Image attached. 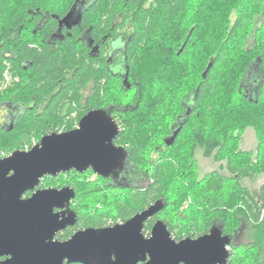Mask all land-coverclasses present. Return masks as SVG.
Here are the masks:
<instances>
[{"label":"trees","instance_id":"obj_1","mask_svg":"<svg viewBox=\"0 0 264 264\" xmlns=\"http://www.w3.org/2000/svg\"><path fill=\"white\" fill-rule=\"evenodd\" d=\"M54 1L0 0V35L17 31L25 24L28 11L41 4L50 8ZM61 3L63 10L68 9V0ZM118 9L131 18L134 32L128 45L131 88L121 92L130 98L125 103L109 99L122 108L116 143L127 147L130 164L141 172L146 173L142 169L149 162L145 155L148 149L156 151L159 159L151 166L150 181L144 188L106 184L102 178L96 181L104 185L97 186L87 177L91 172L74 181L77 225L122 223L155 201L168 205L175 197L179 204L189 197L192 205L183 213L184 218L189 217L182 235L174 234V228L163 221L175 241L196 239L214 226L231 237L244 222L252 231L251 241L238 246L230 243L226 264H264V183L257 198L241 184L243 179L264 176V0H100L93 8L104 16ZM232 13L235 18L231 22ZM250 18L246 35L250 47H242L238 59L229 56ZM246 36L238 42L245 45ZM15 45L19 59L32 65L27 72L14 65V71L30 78H21V82L0 91V104L28 106L35 102L36 108L51 93L55 95L44 113L27 110L12 126H0V158L30 149L31 140L38 142L51 133L48 129L65 123L73 113L79 119V91L90 79L95 80L96 91L103 85L109 87L107 94L115 82L102 69L97 71L87 61L85 51L72 42L65 41L60 48H29L20 41ZM256 62L259 85L256 97L249 100L251 91L245 94L241 84L244 79L250 82L248 72ZM5 68L0 57V84ZM187 97L191 111L185 118L182 102ZM169 110L163 126L160 117ZM179 116L185 122L174 143L166 147L162 139ZM160 125L162 129H158ZM248 126L255 130L258 141L253 152L240 151L237 143L239 132ZM196 152L218 163V169L199 178ZM254 155L248 162L247 158ZM150 227L145 225L147 230Z\"/></svg>","mask_w":264,"mask_h":264},{"label":"water","instance_id":"obj_2","mask_svg":"<svg viewBox=\"0 0 264 264\" xmlns=\"http://www.w3.org/2000/svg\"><path fill=\"white\" fill-rule=\"evenodd\" d=\"M257 62L248 72L250 82L244 79L241 84L245 94L257 83ZM256 87L249 100L256 97ZM186 100L190 103L188 97ZM190 111L191 106L185 118ZM185 118L178 120L173 135L164 141L166 146L174 143ZM118 133L119 127L109 113L91 111L76 129L51 132L29 150L0 158V258L6 257L0 264H226L231 237L223 235L220 226L196 239L176 242L166 224L158 220L150 236H143L144 223L166 207L163 200L123 225L79 231L64 242L55 240L59 231L75 223V214L65 218L67 211L54 212L68 208L74 192L69 187L34 192L35 188L45 176L70 171L91 170L102 179L110 178L128 159L125 149L114 145ZM27 192L32 195L23 199Z\"/></svg>","mask_w":264,"mask_h":264},{"label":"flooded vegetation","instance_id":"obj_3","mask_svg":"<svg viewBox=\"0 0 264 264\" xmlns=\"http://www.w3.org/2000/svg\"><path fill=\"white\" fill-rule=\"evenodd\" d=\"M99 1L100 0H68V9L63 10L61 0H55L52 7L50 8H45L44 5L41 4L42 6L40 5V7H36L33 10L28 11L27 19L23 26H21L17 31L7 32V35L5 36L0 35V57L3 59V63L6 67L3 77L5 78L6 75H8L10 81H12L13 73H15L14 65H18L25 72H27L32 65V62L28 60L19 59L15 42L20 41L21 44L23 43L29 48H39L41 46L60 48L62 43L67 41L74 43L78 48L81 47L83 51H85L87 61L90 62L91 65H95V69L97 71L102 69L105 75L113 79L115 82H118V84L120 85L119 88L122 91L129 90L131 88V85L128 81L130 62L128 45L132 39V35L134 32L132 27V20L131 18H126L125 13L120 9L113 11L111 15L106 14V16H104V14L102 13L95 12L93 8L99 3ZM29 78L30 77L28 76L24 77V79ZM256 81L257 83L253 84L248 90H254L256 86V88H258L259 80L256 79ZM17 82L19 83L20 81L17 80ZM105 86L103 85V89H99L98 91H96L95 80L90 79L86 86L79 91V112L82 116L78 119V115L76 113L71 114L66 118L65 123L71 122L73 123V126L69 127L70 125H67L64 131L57 133L68 132L76 129L81 118L88 112L105 110L117 123L119 127V136L121 131L119 112L120 110H122V108L119 106L117 101H114L113 104H111L107 96L105 99L104 94L107 95V90L109 89V87ZM0 91L3 90L0 89ZM54 95L55 94L51 93L49 99L38 103L36 108L35 102H31L28 106H24L19 102H3L2 104H0V114L3 115L0 126H12L15 119L19 115L24 114L27 110L34 111L37 114L44 113L47 110L51 98ZM182 104L185 106V112H187V109L190 106L189 102H187V100H184ZM73 107H75V105H73ZM65 108L67 109V105L65 106ZM64 112L65 111H63V115H65ZM179 118L181 119V116H179L177 119ZM176 122L178 123L177 120ZM177 123H173L172 125H170L169 135L162 139L163 145H165L164 141L173 135V132L176 130ZM118 136L114 140V145L124 148L127 152L126 146L116 143ZM127 164L131 165L128 159L124 161L122 168L116 171L114 175H112L108 179H103L105 182H107L106 184H113L127 188L138 187L124 184L120 182V180H118L119 177L122 178L123 175H126L129 172ZM88 172H91V174L96 178H101L99 176H96L91 170H88L84 173L70 171L67 173H60L56 177L45 176L40 180L39 185L34 190V192L46 189L61 190L62 188L69 187L74 192V198L69 201L68 208L66 207L64 208V210H54L55 213L67 211L64 213L65 218H67L69 214L76 215V220L73 225L67 226L64 230L59 231L56 234V241H67L79 231H84L87 229H105L113 227L115 225H123L126 222L124 221L122 223H116L114 225L108 224L102 226H93L92 224L86 226L77 225L78 216L73 208V202L76 197L75 190L72 186L73 182L68 185L46 186L47 181L58 180L60 178L67 177L70 174H74L80 178H83V176ZM31 195L32 192H27L23 195V199H27ZM148 207H146L145 209H147ZM160 213H162V211ZM160 213L154 215L144 223L142 234L145 238H148L150 236L154 224L158 220H160ZM146 224H151L150 230H147L145 228ZM231 243L233 245H237L233 243L232 240ZM5 259L6 257L0 258L1 261ZM64 264H67L66 261H64Z\"/></svg>","mask_w":264,"mask_h":264},{"label":"rangeland","instance_id":"obj_4","mask_svg":"<svg viewBox=\"0 0 264 264\" xmlns=\"http://www.w3.org/2000/svg\"><path fill=\"white\" fill-rule=\"evenodd\" d=\"M251 16H255V12L251 13ZM231 17V22L234 21L235 15L234 13H232L230 15ZM250 20L246 21V29H244L237 37V40L234 43L233 49L230 51L229 56H233L238 59V56L241 54L240 50L243 47V50L246 47H250V43L251 40L246 36L248 34V29H249V24H250ZM246 36V40H245V45L238 42L241 41L242 39H244ZM242 50V51H243ZM21 78L23 79V77L19 76L17 73H13V79L12 81H10V78L8 75H6V77H3V82L0 84V89L1 90H5L10 88L14 83H18L17 80H19L21 82ZM214 85V84H213ZM110 86V90L108 92L107 95L104 94L105 99L106 96L108 97V99H110L111 97H114L112 99H117L123 103L127 102V100H129L130 98V94L129 95H122L121 92L122 90L119 88V84L118 82H114L112 83ZM115 97H119V98H115ZM129 97V98H128ZM168 112H171V110L165 112V114L160 117V122L164 124L167 122L168 120ZM167 114V115H166ZM2 114H0V125H1V119H2ZM10 123V122H8ZM71 126H73V123L69 124ZM67 123H57L52 129H48L47 132H61L64 131L66 129ZM159 128H163L162 125L158 126ZM238 146H239V150L243 151V152H248V151H255V149L257 148V137H256V133L255 130L252 127H246L244 129H242L239 132V136H238ZM159 142V140H157V143ZM30 143L33 145L36 144L35 140H31ZM156 148V147H155ZM28 149V147L26 148ZM149 150V149H148ZM146 151V156L148 157L147 159L149 160V162L144 163L143 171L141 172L139 169L135 168L133 165H129L127 164V167L129 168V172L126 175H123V177H119L118 180H120V182L124 183V184H128V185H133V186H138L141 188L146 187L149 184V173H151L152 171V167L156 161H158V154L156 151ZM148 153V155H147ZM262 159L264 158V155L261 156ZM255 158V155L252 156L251 158H247V161L250 162L251 159ZM194 160L196 161V170H197V174L198 177L200 178L202 175L211 172L213 170L218 169L219 164L215 163L211 158L210 159H206L203 158L201 156V154L199 152L195 153L194 156ZM175 166H177L175 163L173 164ZM166 166H170V165H166ZM164 168V166H162ZM171 168H166V171H169ZM163 171H165V169H163ZM166 175V174H165ZM87 177L89 178V180L91 181H96V177L93 176L92 174H88ZM82 178L74 175V174H70L67 177H63L60 178L58 180H54V181H47L46 182V186H54V185H68L74 181L80 180ZM166 181H169L170 179V175H167L165 177ZM264 183V176L262 175H256L254 178L252 179H243L241 181V184L243 186H245L246 188H248V190L250 191V193L252 194V196L254 198L258 197V193H259V189L260 186ZM96 185L97 186H102L104 185L103 182L101 181H96ZM175 201V197L174 198H170L169 203L170 204H166L167 206L164 208V210L162 211V213H160L159 215V219L164 221L165 223L170 224L173 228H174V234L176 235H182L184 232L183 227L186 225L187 223V217L186 218L183 217V213H187L189 211V207L192 205V200L191 198L187 197V199L182 200V202H180L179 204L177 203L174 204ZM126 204V203H125ZM107 213V212H105ZM251 236H252V231L250 229V227L245 224L243 222V225L238 228L237 230H235V232L232 235V242L238 245H246L251 241Z\"/></svg>","mask_w":264,"mask_h":264},{"label":"built area","instance_id":"obj_5","mask_svg":"<svg viewBox=\"0 0 264 264\" xmlns=\"http://www.w3.org/2000/svg\"><path fill=\"white\" fill-rule=\"evenodd\" d=\"M27 150H29V149H25V151H27ZM226 249L228 250L229 248H228V247H226Z\"/></svg>","mask_w":264,"mask_h":264},{"label":"bare ground","instance_id":"obj_6","mask_svg":"<svg viewBox=\"0 0 264 264\" xmlns=\"http://www.w3.org/2000/svg\"><path fill=\"white\" fill-rule=\"evenodd\" d=\"M228 251V250H227Z\"/></svg>","mask_w":264,"mask_h":264}]
</instances>
